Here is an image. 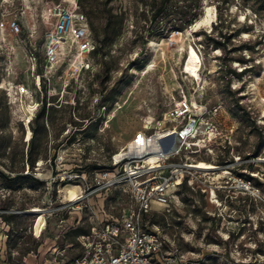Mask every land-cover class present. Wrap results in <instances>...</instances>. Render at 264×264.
Masks as SVG:
<instances>
[{
	"label": "rangeland",
	"instance_id": "1",
	"mask_svg": "<svg viewBox=\"0 0 264 264\" xmlns=\"http://www.w3.org/2000/svg\"><path fill=\"white\" fill-rule=\"evenodd\" d=\"M163 1L76 0L92 21V66L82 72L73 68L78 49L68 36L60 50L65 65L45 85L31 79L21 41L40 46L51 27L48 8L67 3L0 0V84H14L13 97L0 89V210L40 206L49 198L46 184L53 182L57 189L68 173L82 172L92 181L94 172L141 132L149 137L180 130L186 120L168 122L166 113L178 103L187 111L188 104L181 102L187 98L207 111L221 139L213 154L177 160L213 164L219 173L217 168L209 181L225 187L216 203L209 193L183 187L173 199L174 213L164 219L171 224L168 232L176 235L187 259L199 264H264V0H193L192 22L164 32L156 16ZM16 17L26 26L24 37L6 29ZM44 97L46 116L32 122ZM142 148L153 151L149 142ZM224 170L257 177L253 185L260 197L241 192L232 182L226 185ZM33 218L0 215L3 264H14L13 254L22 259L40 247L29 232Z\"/></svg>",
	"mask_w": 264,
	"mask_h": 264
},
{
	"label": "built area",
	"instance_id": "2",
	"mask_svg": "<svg viewBox=\"0 0 264 264\" xmlns=\"http://www.w3.org/2000/svg\"><path fill=\"white\" fill-rule=\"evenodd\" d=\"M46 16L51 27L45 31L42 44L21 41L32 66L31 79L40 78L45 85L51 82L56 67L65 63L60 50L68 36L74 38L78 49L73 68L78 72L90 70L92 64L88 58L96 47L90 36L87 15L77 4H56L48 8ZM6 29L16 37H24L26 33V26L19 17L8 20ZM41 52L44 63L40 73ZM181 102L188 104V110H181L178 103L166 113V120H186L185 125L180 130H170L167 134L176 132L175 136L161 139L155 152L139 149L145 147L157 131L149 137L141 132L111 155L106 167L94 172L92 181L82 172L68 173L60 178L61 188L59 185L55 189L53 182L46 184L49 198L40 206L27 211L0 210V215L34 217L29 232L40 247L27 252L22 259H16L17 255L13 254L14 264H199L187 259L176 235L168 232L171 224L164 219L174 213L173 199L184 186L209 193L210 202L214 203L213 199L218 202L225 186L212 185L211 174L194 167L199 162L189 164L177 158L201 152L213 154L221 132L208 121L207 111L197 102L187 98ZM211 112L216 115L218 109ZM148 157H154L153 164L148 163ZM217 171L219 173V168ZM224 172L228 173L226 185L232 182L241 192L260 197V190L250 179L237 177L228 170ZM71 190L75 191L74 196ZM41 220L42 227L37 233Z\"/></svg>",
	"mask_w": 264,
	"mask_h": 264
},
{
	"label": "trees",
	"instance_id": "3",
	"mask_svg": "<svg viewBox=\"0 0 264 264\" xmlns=\"http://www.w3.org/2000/svg\"><path fill=\"white\" fill-rule=\"evenodd\" d=\"M182 2H184L186 4H184L181 7V6H178L177 4L173 3L172 0H164L161 7L157 10L156 16H157V18H159V24L162 23L160 28L163 30V32L168 30L169 28H175V27H181L183 25H189L192 22V20L194 19L196 12L194 13L193 11L197 9L196 1L192 0V3H190V0H182ZM87 17L89 20L90 36H91L93 42L95 43V41L93 39V34H92V27H93L92 21L88 15H87ZM95 47H96V44H95ZM95 51H96V48L91 53L90 56H92L95 53ZM40 56H41L40 57V59H41L40 63L41 64H40L39 72L41 73L42 72V66L44 63V56H43L42 52H41ZM63 65H65V63ZM63 65L61 67H63ZM61 67L57 66L56 70L59 71V69H61ZM41 92L43 94H45V91L41 90ZM46 112H47V103H46V99L44 97L41 101V110L39 111L38 115L34 118V120L32 122L37 121L38 119L44 118L46 116ZM32 122H31V124H32ZM31 129L33 131V134L35 135L36 130L33 128H31ZM34 139H35V137L31 136L29 146H28V159H30V155H31L30 148L34 142ZM30 166L31 165L29 164L28 167H30ZM0 174L2 175L1 172H0ZM5 178H7V177H5ZM16 178H18L17 180H19V179H25L27 177L18 176ZM248 179H250L252 182H254V181L258 182L257 177H252V176L249 177L248 176ZM184 187H186V186H184Z\"/></svg>",
	"mask_w": 264,
	"mask_h": 264
},
{
	"label": "bare ground",
	"instance_id": "4",
	"mask_svg": "<svg viewBox=\"0 0 264 264\" xmlns=\"http://www.w3.org/2000/svg\"><path fill=\"white\" fill-rule=\"evenodd\" d=\"M62 2L63 3H67V4H69V5H75V4H77V2H76V0H62ZM29 6H30V4H29ZM29 11H31V10H29ZM32 12V11H31ZM3 29V28H2ZM5 33H6V30L5 29H3V34H2V36H5ZM9 39H10V37H9ZM11 40V39H10ZM10 44L14 47V42L11 40L10 41ZM18 53H20L19 52V50L17 51ZM16 52V53H17ZM14 53V52H13ZM14 55H16V54H14ZM19 57H21V56H19ZM16 64V63H15ZM17 65V64H16ZM150 71V69H148V72ZM0 89H2V90H7V91H9L10 92V94L9 95H11L12 97L14 96V84L12 83V82H10V85L9 86H7V84L4 82V83H1L0 84ZM114 118V117H113ZM172 133V134H171ZM170 134H164L163 135V132H160V131H158L157 132V134L155 135V137L149 142V144L151 145V148L153 149V151L152 152H155L156 151V146H158L159 145V142H160V140L163 138H165V137H167L168 135H173V137L175 136V134H176V132H171ZM156 141H157V145H156ZM157 151H158V147H157ZM147 161H148V163H151V164H153L154 163V157H148L147 159H146ZM199 164V165H198ZM196 166H194V167H196V168H198V169H200V170H202L203 172H205L207 175H209V174H215L216 173V169H217V167H215L213 164H210V163H203V162H199ZM177 198V197H176ZM212 203V202H211ZM214 203H216V201L214 202Z\"/></svg>",
	"mask_w": 264,
	"mask_h": 264
},
{
	"label": "crops",
	"instance_id": "5",
	"mask_svg": "<svg viewBox=\"0 0 264 264\" xmlns=\"http://www.w3.org/2000/svg\"><path fill=\"white\" fill-rule=\"evenodd\" d=\"M5 250V249H4ZM4 250L2 249V245H1V243H0V264H3V260H5V256H4ZM2 260V261H1ZM41 264H46V263H41Z\"/></svg>",
	"mask_w": 264,
	"mask_h": 264
}]
</instances>
